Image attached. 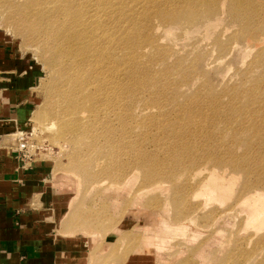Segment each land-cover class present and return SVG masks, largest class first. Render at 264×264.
<instances>
[{
    "label": "rangeland",
    "instance_id": "374dc122",
    "mask_svg": "<svg viewBox=\"0 0 264 264\" xmlns=\"http://www.w3.org/2000/svg\"><path fill=\"white\" fill-rule=\"evenodd\" d=\"M173 1L0 0L70 264H264V0Z\"/></svg>",
    "mask_w": 264,
    "mask_h": 264
},
{
    "label": "crops",
    "instance_id": "0c3cea01",
    "mask_svg": "<svg viewBox=\"0 0 264 264\" xmlns=\"http://www.w3.org/2000/svg\"><path fill=\"white\" fill-rule=\"evenodd\" d=\"M37 79L36 68L7 53L0 42V264L71 262L57 232L49 167L44 163L22 167L12 138L25 130L32 115ZM66 240L70 247H80L76 239ZM83 249L77 251L83 254Z\"/></svg>",
    "mask_w": 264,
    "mask_h": 264
},
{
    "label": "built area",
    "instance_id": "2783aa9c",
    "mask_svg": "<svg viewBox=\"0 0 264 264\" xmlns=\"http://www.w3.org/2000/svg\"><path fill=\"white\" fill-rule=\"evenodd\" d=\"M16 135V158L24 166H30L33 162V154L30 152L27 134L24 131L15 132Z\"/></svg>",
    "mask_w": 264,
    "mask_h": 264
},
{
    "label": "bare ground",
    "instance_id": "6f19581e",
    "mask_svg": "<svg viewBox=\"0 0 264 264\" xmlns=\"http://www.w3.org/2000/svg\"><path fill=\"white\" fill-rule=\"evenodd\" d=\"M192 1V0H174V4H172V7L174 10H180V9H185V8H188V3ZM193 4H195V2H192ZM182 15H184L185 17L186 16H189V12H182L181 13ZM177 18V19H176ZM175 19L178 20L179 16H177ZM34 116V115H33ZM36 117H38L36 115ZM15 135V134H14ZM210 185V187H207L206 188V191L209 193V194H214L217 190V188L215 187V183H210L208 184Z\"/></svg>",
    "mask_w": 264,
    "mask_h": 264
}]
</instances>
